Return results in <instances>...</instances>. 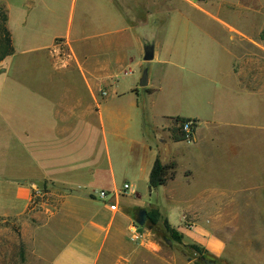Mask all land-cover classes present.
Wrapping results in <instances>:
<instances>
[{
	"label": "crops",
	"instance_id": "0c3cea01",
	"mask_svg": "<svg viewBox=\"0 0 264 264\" xmlns=\"http://www.w3.org/2000/svg\"><path fill=\"white\" fill-rule=\"evenodd\" d=\"M165 1L163 11V0H0L13 50L0 62V221L19 228L35 264H179L175 241L163 245L136 224L146 209L157 210L186 246L229 262L237 240L227 230L229 212L263 200L264 26L256 21L263 15L245 0ZM177 4L212 25L197 29L205 45L193 74L203 86L187 97L188 115L161 113L154 125L156 67H185L186 56L166 44L176 36L185 47L179 39L188 28L166 26L181 15ZM145 64L139 90L128 79ZM176 117L195 121L189 142L172 138ZM170 145L175 156L163 150ZM157 159L176 166L157 189L180 187L184 198L172 196L166 208L122 203L149 184ZM121 184L133 194L118 196ZM35 190L53 200L32 205ZM97 191L108 194L105 201L94 198ZM173 210L181 211L176 224L163 213ZM263 253H252L251 264H264Z\"/></svg>",
	"mask_w": 264,
	"mask_h": 264
},
{
	"label": "rangeland",
	"instance_id": "374dc122",
	"mask_svg": "<svg viewBox=\"0 0 264 264\" xmlns=\"http://www.w3.org/2000/svg\"><path fill=\"white\" fill-rule=\"evenodd\" d=\"M229 1V0H224ZM248 4L247 7H250L252 10L258 11L261 15L258 17L257 25L259 27L264 26V0H245ZM199 6L202 7L210 3V0L200 1ZM249 3L251 5H249ZM255 3V5L253 4ZM173 7V3L171 4ZM175 5V4H174ZM168 8V5L165 0H163V11ZM196 8V7H193ZM177 10L181 13V15L177 17H172L166 24L167 28H176L179 30H183L188 28L187 38L179 39V41H183L185 47L184 50L178 49L177 47L180 43L176 44V36L167 35L166 44H171L170 51L177 52L181 54L179 57H185V67H170V66H157L156 74H157V82L158 87L160 88V93L153 96L152 100V111L149 112L148 119L149 122L156 125L159 122V114L167 115V116H186L191 112L190 109V100L187 97H192L196 94V92H200L202 90V83L196 82L195 75L193 74L194 66H196L197 61L202 59V50L204 44V36L197 29L205 27H212V25L198 12L189 10L188 7L185 8L180 4H177ZM0 11H2L0 9ZM3 12V11H2ZM154 27V24L151 23L147 25V28L150 29ZM1 28V22H0ZM1 32V30H0ZM264 36V33L262 34ZM261 36V35H260ZM261 36V38L263 37ZM1 37V33H0ZM147 37H149L147 35ZM186 39V40H185ZM169 48V47H167ZM148 65H143L141 69V73L136 70V68L132 67L133 76L128 80L132 82L136 80L137 89L141 90L139 87V82L142 78L143 72L147 70ZM142 92V91H141ZM146 103H144L145 105ZM192 108V107H191ZM165 113V114H164ZM147 122V121H146ZM172 128V138H181L184 141V136L181 133L179 126L173 123ZM149 135H151V142L155 145L158 142L153 139L151 129H147L146 131ZM168 144V143H167ZM174 147L171 145L165 146L163 150L166 151L167 156H175L173 153ZM262 153V149H259V155ZM164 154V153H163ZM163 159L165 156H162ZM186 161H179L177 173L179 175L178 179L181 180V173L184 168H186ZM258 167L259 164H257ZM121 184V188H122ZM186 193L180 187L175 188L171 191H162L161 189L152 190L149 192L148 182L142 190H136V196L139 199H135L133 197H126L123 199L122 203L126 205H138L143 208H147L149 206H158L159 208H166L169 199L172 196H177L179 200L184 198ZM53 200V197L49 195H45V192L41 191V195L36 198L37 201H50ZM253 203L252 209L248 211H237V212H229V215L232 217L231 224H228L227 230L231 231L233 237H236L235 241V249L232 250L231 260L223 261L222 259H213L208 258L207 254L200 249V256L197 257L194 251L190 248V246H186L185 242L180 241L177 243L175 250L178 254L179 264L184 261H192L193 264H204L202 260L213 262L214 264H251L253 263V259L251 258L252 253L254 252H264V196L262 200V196H257L252 200ZM141 211H150V209L146 210H138ZM165 215L172 219L173 223L176 224L178 220V214L181 211H170L163 212ZM136 221L138 219V214L135 217ZM163 219L161 218L158 225L152 227L148 222L145 221L146 228H150L154 238L164 245V240L169 239L170 235L164 230L162 226ZM183 222L185 227L189 225V221L186 217H183ZM231 225V226H229ZM178 234V233H177ZM179 235V234H178ZM248 252V254H247ZM205 256H204V254ZM264 254V253H263ZM0 264H35L34 260L31 259V256L27 250V247L23 243L21 239V234L19 228L15 226L12 222H3L0 221Z\"/></svg>",
	"mask_w": 264,
	"mask_h": 264
},
{
	"label": "trees",
	"instance_id": "16d2710c",
	"mask_svg": "<svg viewBox=\"0 0 264 264\" xmlns=\"http://www.w3.org/2000/svg\"><path fill=\"white\" fill-rule=\"evenodd\" d=\"M5 13L0 11V22H1V37H0V62L4 60L6 57L10 56L13 53L12 46L10 43L9 35L5 29ZM173 123L178 126V124L186 122V121H193L189 119H181V118H173ZM195 123V121H193ZM176 141H182L181 138H175ZM175 163H169V164H162L158 159L155 160L152 169L149 174V187L151 190H155L159 187H162L166 185L168 181H171L174 178L175 175ZM146 222L150 224V226L154 227L156 226L160 220L161 216L158 213L157 210H150L146 212ZM162 226L164 230L170 235V238L180 243L182 237L178 235L175 231L171 230L169 225L166 221L162 222ZM190 248L194 251V253H200V249L197 246H190Z\"/></svg>",
	"mask_w": 264,
	"mask_h": 264
},
{
	"label": "built area",
	"instance_id": "2783aa9c",
	"mask_svg": "<svg viewBox=\"0 0 264 264\" xmlns=\"http://www.w3.org/2000/svg\"><path fill=\"white\" fill-rule=\"evenodd\" d=\"M198 1H203V0H198ZM178 126H179L181 133L184 136V142H189L193 137L195 123L193 121H186V122L178 124ZM128 194H133V190L128 184H124L120 190V195L118 196H123V195H128ZM93 196L95 199L99 201H105L108 194H106L103 191H97L93 194ZM38 197L39 195L38 193H36V190H35V193H33L32 195V200H31L32 205H35V198H38Z\"/></svg>",
	"mask_w": 264,
	"mask_h": 264
},
{
	"label": "water",
	"instance_id": "95a60500",
	"mask_svg": "<svg viewBox=\"0 0 264 264\" xmlns=\"http://www.w3.org/2000/svg\"><path fill=\"white\" fill-rule=\"evenodd\" d=\"M152 57H153V56H152V49H151V48H146V49L144 50V57H143V60H144L145 62H149V61L152 60ZM146 85H147V72L144 71V72H143V75H142V78H141V80H140V82H139V86H140L141 88H144V87H146ZM148 187H149V184H148ZM151 191H152V190H151V188L149 187V192H151ZM146 217H147L146 212H145V211H141V212L138 214V219H137V221H136V224H137L138 226H143L144 223H145V221H146ZM195 255H196L197 257L200 256L199 253H195ZM202 262H203L204 264H214L213 262L206 261V260H202Z\"/></svg>",
	"mask_w": 264,
	"mask_h": 264
}]
</instances>
